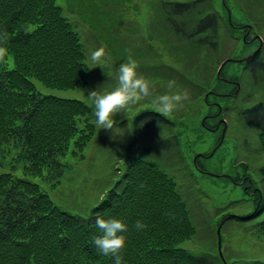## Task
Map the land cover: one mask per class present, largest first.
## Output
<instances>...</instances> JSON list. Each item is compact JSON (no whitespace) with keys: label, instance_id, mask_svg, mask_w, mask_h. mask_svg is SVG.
<instances>
[{"label":"trees","instance_id":"16d2710c","mask_svg":"<svg viewBox=\"0 0 264 264\" xmlns=\"http://www.w3.org/2000/svg\"><path fill=\"white\" fill-rule=\"evenodd\" d=\"M161 7L164 23L181 39L179 45L218 48V29L224 18L213 0H161ZM74 24L56 0H0V33H8L5 47L10 57L0 64V143L11 139L13 145H21L17 156L23 159V170L29 174L42 175L46 170L51 177L60 176L64 170L61 156L82 151L96 130L91 105L77 97L42 93L34 81L56 88L88 82L87 50ZM247 37L251 38L248 32ZM242 62L253 77L264 71L262 53L251 54ZM202 65L196 61L191 74L195 75ZM223 73L224 65L220 71ZM192 75H182L178 90L187 91L189 101L196 104L198 99L191 96L201 95L204 89L210 94L216 84L215 78L209 85L192 79ZM240 108L239 117L257 130L264 149V100ZM181 113L179 120L184 115ZM175 119L163 117L155 107L134 115L123 167H117V178L86 215L61 207L38 182L17 177L0 165V264H114V259L102 255L94 244L95 237L102 235L95 224L98 215L128 225V231L123 233L124 264L221 263L217 251L193 252L181 245L196 232L189 191L196 200L204 196L201 188L198 191L193 162L186 178L189 183L183 187L182 180L177 181L155 159L177 166L182 159L178 142L171 143L173 137L160 141L141 137L148 127H173L179 123ZM185 120H180L179 131L186 122L199 134L197 129L203 125L196 127L194 120ZM194 163L203 168L199 157ZM255 193L254 210L229 218L246 220L263 213L264 190ZM138 220L147 227L137 230ZM256 224L264 236V217ZM245 264L264 261L251 259Z\"/></svg>","mask_w":264,"mask_h":264},{"label":"rangeland","instance_id":"374dc122","mask_svg":"<svg viewBox=\"0 0 264 264\" xmlns=\"http://www.w3.org/2000/svg\"><path fill=\"white\" fill-rule=\"evenodd\" d=\"M56 2L75 23L74 28L79 31L87 50L90 70L88 82L76 87H48L35 79L42 93L81 98L94 111V105L87 96L90 90L105 92L114 89L119 66L127 61L129 54L137 61L138 72L154 86V95L167 93L169 80H175L179 88V79L192 75L191 67L194 69L196 61L203 62L192 79L210 85L215 78L216 89H210L208 94L203 88L201 95L191 96L198 99L196 104L188 100L171 115L179 123L188 118V121L196 122V127L203 125V128L197 129L199 134L185 125L186 122L181 125V131L179 123H175L173 127L162 128L163 131L160 127H148L140 134L148 141L173 137L170 142H178L182 159L177 166L157 157L155 159L174 174L177 181L182 180L183 187L189 183L186 178L191 171L190 163L194 164V173L199 180L198 191L201 188V195L204 196L196 200L193 192L189 191L190 201L194 202L192 219L196 232L181 245L193 252L206 249L213 253L217 251L222 261L216 264H245L251 259L264 261V236L256 224L264 217V212L246 220L225 219L220 229L221 254L217 234L223 213H250L255 208V192L264 190V149L259 143L257 130L244 123L238 115L240 107L264 100V71L260 70L253 77L243 68L242 60L245 59L238 60L252 53L260 39L262 46L259 54L264 57V0H213L224 18L218 29L216 50L205 46L194 49L190 44L185 48L179 45L180 37H176L164 23L161 0ZM32 27L33 24L28 25L29 29ZM246 32L251 38H246ZM102 46L107 55L105 67H95L90 55ZM228 58L231 60L224 64V73L218 77L221 62ZM154 107L151 98H148L132 106L126 115H117L115 120L120 135L115 139L109 130H99L96 126L82 151L61 156V168L64 170L60 176L51 177L46 170L42 175L24 172V161L17 156L21 145H13L11 139L0 143L1 169L38 182L58 205L86 215L91 205L117 178V167H123L121 162L134 115L141 109ZM180 113L184 115L179 120ZM93 121H96L95 116ZM195 156L199 157L203 168L194 163ZM233 176L239 178L234 179Z\"/></svg>","mask_w":264,"mask_h":264},{"label":"clouds","instance_id":"9594fccd","mask_svg":"<svg viewBox=\"0 0 264 264\" xmlns=\"http://www.w3.org/2000/svg\"><path fill=\"white\" fill-rule=\"evenodd\" d=\"M7 42L8 33H0V64L6 63V60L10 58L8 49L5 47ZM106 59V50L103 46L90 55V61L95 67L104 68ZM138 67L137 61L129 54L127 61L119 66L117 84L114 89L105 92L90 90L87 95L94 105L97 128L109 130L113 139L120 135L115 117L121 113L126 115L132 106L151 98L155 112L169 118L190 99V94L187 91L178 90L175 80L168 81L167 93L154 95V86L138 72ZM173 89L177 90L173 91ZM95 224L102 233L101 236L94 239L97 250L102 255L113 258L114 264H124L121 253L126 247V237L123 233L128 231V225L121 220L115 218L106 220L99 215L95 218ZM146 227L147 225L142 221L138 220L135 223L137 230H143Z\"/></svg>","mask_w":264,"mask_h":264},{"label":"water","instance_id":"95a60500","mask_svg":"<svg viewBox=\"0 0 264 264\" xmlns=\"http://www.w3.org/2000/svg\"><path fill=\"white\" fill-rule=\"evenodd\" d=\"M261 46H262V39H260V43H259L258 47H257L252 53H250V54L244 56L243 58H238V60H242V59L247 60L251 54H254V53H256V52H259ZM225 62H226V59L223 60V61L221 62L220 66H219V68H218V71H217V75L220 74V71H221V69H222V66L224 65ZM223 121H224V119H223ZM224 124H225V121H224ZM223 133H224V130L222 131V135H223ZM221 137H222V136H221ZM196 156H197V155H196ZM196 156L194 157V162L196 161ZM229 217H230V215L227 214V215L221 220L220 224H219L218 227H217V234H218V249H219V251H220V254H221V250H220V229H221V225H222V223L225 221V219H227V218H229ZM222 257H223V256H222Z\"/></svg>","mask_w":264,"mask_h":264}]
</instances>
